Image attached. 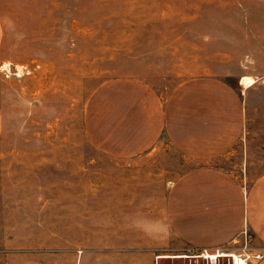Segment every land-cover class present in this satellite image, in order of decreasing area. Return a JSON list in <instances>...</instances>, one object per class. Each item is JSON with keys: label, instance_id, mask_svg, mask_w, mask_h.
Listing matches in <instances>:
<instances>
[{"label": "rangeland", "instance_id": "1", "mask_svg": "<svg viewBox=\"0 0 264 264\" xmlns=\"http://www.w3.org/2000/svg\"><path fill=\"white\" fill-rule=\"evenodd\" d=\"M215 2L0 0V66L21 70L0 72V264H207L186 257L264 253L245 222L223 241L244 189L264 173L260 5ZM244 75L255 83L245 87ZM152 96L163 125L156 148L103 149L118 140L112 131L131 142L132 131L156 127ZM196 127L248 144L247 180L240 154L184 158V132Z\"/></svg>", "mask_w": 264, "mask_h": 264}, {"label": "crops", "instance_id": "2", "mask_svg": "<svg viewBox=\"0 0 264 264\" xmlns=\"http://www.w3.org/2000/svg\"><path fill=\"white\" fill-rule=\"evenodd\" d=\"M218 6L221 5L222 0H215ZM228 4H251V5H260V16L262 21V28L260 32H262V37H264V0H226ZM4 39V27L3 22L0 16V50L2 47V42ZM151 51V50H150ZM250 76L251 75H244ZM243 78V76H242ZM253 78V77H252ZM242 80V79H241ZM152 111L155 110L154 114V125L156 126L154 129H138L136 132L132 131L133 140L129 142L128 140L123 141L125 137V133L117 130V133H111L112 138H118V140L112 141L107 140L101 144L103 149L107 151H112V153L117 155H127L133 156L142 154L147 150L155 149L157 143L159 142L160 134L163 130V125H161V116H160V106H157V99L152 96ZM158 114V115H157ZM4 114L0 110V144L3 140L4 136ZM185 131V130H184ZM187 132H190L186 134ZM203 133H208V130H203V128L196 127L195 131L188 130L184 132V158L189 161L191 160H204L211 159L214 157H219L221 155L228 156L232 158L233 156L240 154L241 161L239 164H244V169L241 168L242 176L238 179L241 181L247 180V164L250 162V156L248 153V144L246 142L230 140L233 137H230L227 140L225 135H220V132H212L208 136H204ZM228 135V134H226ZM242 164V165H243ZM205 168L201 167V169L197 170V175L205 173ZM244 175V177H243ZM243 205L242 211L239 212L238 216L235 218H239V223L233 227L229 231L228 235L223 237V241L230 240L242 226V223L245 222L255 233L256 237L264 245V173H262L257 180L255 187H251L249 189H244L243 192ZM221 233L224 231L220 230ZM253 264H264V257L260 260H254Z\"/></svg>", "mask_w": 264, "mask_h": 264}, {"label": "built area", "instance_id": "3", "mask_svg": "<svg viewBox=\"0 0 264 264\" xmlns=\"http://www.w3.org/2000/svg\"><path fill=\"white\" fill-rule=\"evenodd\" d=\"M0 66V72L4 73L6 78L10 76L21 77V70L18 66ZM26 70V73H30V70ZM225 255V256H224ZM198 258L207 261V264H221L222 259H228L227 264H253L254 260H260L264 257V253L257 252L252 253L250 250L243 251H225L223 248L203 249L197 255H187L186 258Z\"/></svg>", "mask_w": 264, "mask_h": 264}, {"label": "bare ground", "instance_id": "4", "mask_svg": "<svg viewBox=\"0 0 264 264\" xmlns=\"http://www.w3.org/2000/svg\"><path fill=\"white\" fill-rule=\"evenodd\" d=\"M242 83L245 85V87H249L255 83V80L250 76H243ZM183 256L186 257V255H183ZM160 257H168V256L167 255H161Z\"/></svg>", "mask_w": 264, "mask_h": 264}]
</instances>
